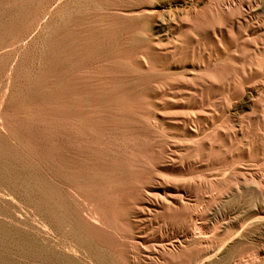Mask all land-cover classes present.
<instances>
[{
    "label": "bare ground",
    "instance_id": "6f19581e",
    "mask_svg": "<svg viewBox=\"0 0 264 264\" xmlns=\"http://www.w3.org/2000/svg\"><path fill=\"white\" fill-rule=\"evenodd\" d=\"M71 3L12 67L0 25V264L264 263V203L205 194L264 192V0Z\"/></svg>",
    "mask_w": 264,
    "mask_h": 264
},
{
    "label": "rangeland",
    "instance_id": "374dc122",
    "mask_svg": "<svg viewBox=\"0 0 264 264\" xmlns=\"http://www.w3.org/2000/svg\"><path fill=\"white\" fill-rule=\"evenodd\" d=\"M71 1L74 2V0H0V25L5 26L6 28H8L10 25H13L14 27H20L21 30L20 37L12 38V36H9L6 39L7 42L11 43V45L5 50V53L3 55H5V57H7L9 60L13 61L11 67L15 64L14 62H21L29 59V56L32 53L30 50L34 47L35 44H42L46 35L50 32V28L45 27L44 24L50 23L53 13L57 8H71V6L73 5ZM161 1L167 2L166 7H158L155 14H153L150 18L151 22H153L154 20L155 22H157L158 20H160L162 14H165L164 12L169 10L188 11L193 15L204 13L205 8L212 2V0ZM252 153L253 155L251 156L254 157V152ZM259 154H261V152ZM250 160L251 159H249V161H245L246 164H252V161ZM226 173L228 174V176H230L231 170H227ZM212 193H221L222 198L217 200L212 206V212L214 213V215H211L210 222L214 221L215 215L219 216L221 213L230 211L233 205H243L246 203H264V192L260 194L252 191L244 192L241 195L237 196L236 202L228 201L226 199V195H228V192L222 188L220 179H216L213 186L206 189V195ZM206 200V198H200L198 204L201 209L207 208L208 204ZM173 225L175 226L174 220L171 217H166L165 215L159 216L152 221V227L154 229L156 228L158 231V228H160L161 230H170ZM252 247H261V243L256 242L253 243V245L242 246L241 250L244 252L246 257H248V255L252 252ZM10 253L11 251H9L7 247H5V243L0 242V257H7ZM11 256H13L18 261H25L23 258L17 256L13 252L11 253Z\"/></svg>",
    "mask_w": 264,
    "mask_h": 264
}]
</instances>
